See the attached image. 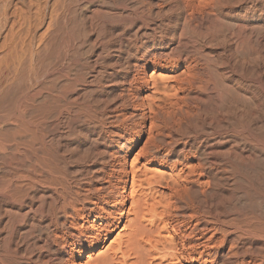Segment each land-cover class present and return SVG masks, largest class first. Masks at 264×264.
Here are the masks:
<instances>
[{
  "label": "bare ground",
  "instance_id": "obj_1",
  "mask_svg": "<svg viewBox=\"0 0 264 264\" xmlns=\"http://www.w3.org/2000/svg\"><path fill=\"white\" fill-rule=\"evenodd\" d=\"M83 258L264 264V0H0V264Z\"/></svg>",
  "mask_w": 264,
  "mask_h": 264
},
{
  "label": "rangeland",
  "instance_id": "obj_2",
  "mask_svg": "<svg viewBox=\"0 0 264 264\" xmlns=\"http://www.w3.org/2000/svg\"><path fill=\"white\" fill-rule=\"evenodd\" d=\"M118 233V232H117ZM117 233L113 236V238H112V240H114L115 238H116V236H117ZM111 240V241H112ZM111 241L108 243V245H110V243H111ZM107 245V246H108ZM87 255V254H86ZM84 259V260H83ZM82 260H80V261H78V263H82V264H85V262L88 260L87 258H83Z\"/></svg>",
  "mask_w": 264,
  "mask_h": 264
}]
</instances>
